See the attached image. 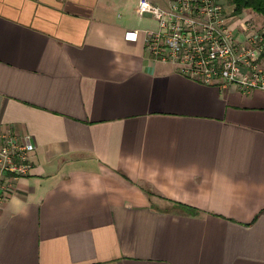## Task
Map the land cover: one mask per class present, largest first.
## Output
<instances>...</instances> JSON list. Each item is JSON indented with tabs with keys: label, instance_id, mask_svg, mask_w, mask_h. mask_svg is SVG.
Returning a JSON list of instances; mask_svg holds the SVG:
<instances>
[{
	"label": "crops",
	"instance_id": "0c3cea01",
	"mask_svg": "<svg viewBox=\"0 0 264 264\" xmlns=\"http://www.w3.org/2000/svg\"><path fill=\"white\" fill-rule=\"evenodd\" d=\"M137 1L0 0V124L35 144L0 264H264V90L149 58Z\"/></svg>",
	"mask_w": 264,
	"mask_h": 264
},
{
	"label": "built area",
	"instance_id": "2783aa9c",
	"mask_svg": "<svg viewBox=\"0 0 264 264\" xmlns=\"http://www.w3.org/2000/svg\"><path fill=\"white\" fill-rule=\"evenodd\" d=\"M137 13L157 24L155 31L140 32L152 60L170 63L183 76L205 85H233L243 94L264 90L262 30L245 25L247 34L238 40L219 0H170L166 8L138 0ZM124 37L136 41L139 32L127 31ZM34 150L31 135L0 124V203L31 173Z\"/></svg>",
	"mask_w": 264,
	"mask_h": 264
},
{
	"label": "trees",
	"instance_id": "16d2710c",
	"mask_svg": "<svg viewBox=\"0 0 264 264\" xmlns=\"http://www.w3.org/2000/svg\"><path fill=\"white\" fill-rule=\"evenodd\" d=\"M225 3L232 7V15H239L245 10L260 15L263 18L261 30L264 39V0H225Z\"/></svg>",
	"mask_w": 264,
	"mask_h": 264
},
{
	"label": "rangeland",
	"instance_id": "374dc122",
	"mask_svg": "<svg viewBox=\"0 0 264 264\" xmlns=\"http://www.w3.org/2000/svg\"><path fill=\"white\" fill-rule=\"evenodd\" d=\"M224 4H226V3L224 2L223 5H224ZM253 24H254V23H253ZM255 26H256L257 28L259 27V26L256 24V22H255Z\"/></svg>",
	"mask_w": 264,
	"mask_h": 264
}]
</instances>
